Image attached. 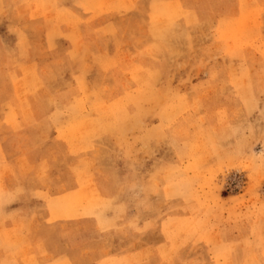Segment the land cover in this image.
<instances>
[{"label":"rangeland","instance_id":"obj_1","mask_svg":"<svg viewBox=\"0 0 264 264\" xmlns=\"http://www.w3.org/2000/svg\"><path fill=\"white\" fill-rule=\"evenodd\" d=\"M0 258L264 264V0H0Z\"/></svg>","mask_w":264,"mask_h":264},{"label":"crops","instance_id":"obj_2","mask_svg":"<svg viewBox=\"0 0 264 264\" xmlns=\"http://www.w3.org/2000/svg\"><path fill=\"white\" fill-rule=\"evenodd\" d=\"M18 189V188H17ZM17 189H15V190H17ZM16 193V192H15ZM9 194H10V192H9ZM11 195H14V192L12 191V194ZM22 217H24V215H21ZM14 228L13 227H9V229L8 230H13ZM22 233L24 234V236L26 237V239H27V243H28V246H29V248L34 252H36V253H34L33 255H34V257L36 258L37 257V259L39 258V259H41L42 260V262H44V257H39L38 256V252L39 251H41L40 249H43V247L45 246L37 237H36V235L34 234V232L33 233H31V232H29L28 231V228H25V227H23V229H22ZM229 246L231 247V244H229ZM37 248H40V249H37ZM149 247H147L146 249H144L145 251H147V252H149ZM29 256H31L32 257V253H31V255H29ZM3 259L2 258H0V264H3V261H2ZM58 261H60V259H58V260H56V261H54V262H51V263H48V264H52V263H56V262H58ZM7 264H9L8 262H6ZM46 264V263H45Z\"/></svg>","mask_w":264,"mask_h":264}]
</instances>
